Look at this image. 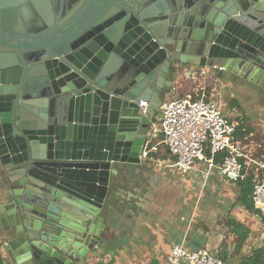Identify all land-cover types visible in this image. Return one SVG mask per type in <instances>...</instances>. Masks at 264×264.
I'll use <instances>...</instances> for the list:
<instances>
[{"label":"water","instance_id":"95a60500","mask_svg":"<svg viewBox=\"0 0 264 264\" xmlns=\"http://www.w3.org/2000/svg\"><path fill=\"white\" fill-rule=\"evenodd\" d=\"M181 67L264 93V0H0L9 260L80 264L118 238L122 195L147 180L141 151Z\"/></svg>","mask_w":264,"mask_h":264},{"label":"crops","instance_id":"0c3cea01","mask_svg":"<svg viewBox=\"0 0 264 264\" xmlns=\"http://www.w3.org/2000/svg\"><path fill=\"white\" fill-rule=\"evenodd\" d=\"M214 72L210 82H215L212 86L216 90L220 88L219 92L235 86L233 91L241 94V87H252L226 73ZM175 86L178 96H183L191 84L179 79ZM170 93L164 94L163 102L172 96L173 92L171 96ZM158 117L159 114L153 123ZM151 148L144 167L148 170V181L143 177L138 183L140 189L130 186L122 195L127 200L124 206L130 204V214L119 218L118 238L107 250L98 251L80 264H169L171 249L176 244L192 251L205 249L224 258L225 264L235 261L240 264L262 245L264 225L256 218L251 200H242L238 183L226 182L215 172L204 179L205 170L198 163L191 171L179 173L170 167L173 158L162 138ZM124 206L120 209H125ZM0 257L2 264H15L1 246Z\"/></svg>","mask_w":264,"mask_h":264},{"label":"built area","instance_id":"2783aa9c","mask_svg":"<svg viewBox=\"0 0 264 264\" xmlns=\"http://www.w3.org/2000/svg\"><path fill=\"white\" fill-rule=\"evenodd\" d=\"M215 70L197 67L177 70L172 96L163 102L159 117L152 122L140 158L148 162L151 147L162 138L164 147L173 158L170 167L181 174L191 171L198 163L205 170L204 179L214 172L232 184L250 178V200L256 218L264 225V145L241 139L237 132L238 123L223 115L212 96L213 89L209 87ZM179 79L191 84L183 96H178L175 86ZM146 106V102H141L142 109ZM261 247L264 248V230ZM169 264L225 262L205 249L192 251L183 244H176L171 249Z\"/></svg>","mask_w":264,"mask_h":264},{"label":"rangeland","instance_id":"374dc122","mask_svg":"<svg viewBox=\"0 0 264 264\" xmlns=\"http://www.w3.org/2000/svg\"><path fill=\"white\" fill-rule=\"evenodd\" d=\"M222 82V81H221ZM215 82H210L209 87L213 89V98L218 100V104L223 115L231 121L238 123V134L245 141L264 144V95L261 91H256L252 87H241V94L233 91L235 86L230 89L223 88L221 92L212 86ZM235 85V84H234ZM220 86V85H219ZM238 88V87H237ZM235 88V90L237 89ZM171 96V93H170ZM233 115V116H232ZM234 264H239L237 261Z\"/></svg>","mask_w":264,"mask_h":264},{"label":"trees","instance_id":"16d2710c","mask_svg":"<svg viewBox=\"0 0 264 264\" xmlns=\"http://www.w3.org/2000/svg\"><path fill=\"white\" fill-rule=\"evenodd\" d=\"M240 136V134H238ZM240 190H241V198L244 201H250L249 195L251 194V179L247 178L246 180L241 181L238 183ZM251 202V201H250ZM224 260V258H222ZM225 262V260H224ZM0 264H2V258L0 257ZM240 264H264V248L258 247L254 249L250 255L244 257L241 260Z\"/></svg>","mask_w":264,"mask_h":264},{"label":"flooded vegetation","instance_id":"af4514ba","mask_svg":"<svg viewBox=\"0 0 264 264\" xmlns=\"http://www.w3.org/2000/svg\"><path fill=\"white\" fill-rule=\"evenodd\" d=\"M262 95H264V93L262 92Z\"/></svg>","mask_w":264,"mask_h":264}]
</instances>
